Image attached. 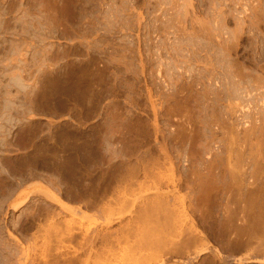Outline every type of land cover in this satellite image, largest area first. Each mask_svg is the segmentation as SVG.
<instances>
[{
  "label": "rangeland",
  "instance_id": "374dc122",
  "mask_svg": "<svg viewBox=\"0 0 264 264\" xmlns=\"http://www.w3.org/2000/svg\"><path fill=\"white\" fill-rule=\"evenodd\" d=\"M187 2L0 0V264H264V0Z\"/></svg>",
  "mask_w": 264,
  "mask_h": 264
},
{
  "label": "bare ground",
  "instance_id": "6f19581e",
  "mask_svg": "<svg viewBox=\"0 0 264 264\" xmlns=\"http://www.w3.org/2000/svg\"><path fill=\"white\" fill-rule=\"evenodd\" d=\"M161 1V0H160ZM175 1V0H174ZM188 2L187 3H189V1L190 0H187ZM239 1V0H238ZM155 2H156V0H155ZM184 2V1H183ZM128 3V2H127ZM135 3V2H134ZM130 4V3H129ZM191 3H189V5H190ZM188 5V6H189ZM177 6V5H176ZM186 6V5H185ZM191 6V5H190ZM213 10V9H212ZM184 14V13H183ZM110 16V15H109ZM110 19V18H109ZM183 27V26H182ZM209 33V32H208ZM225 45V44H224ZM212 47V46H211ZM225 47V46H224ZM223 48V47H222ZM226 48L228 49V47L226 46ZM225 48V49H226ZM224 49V50H225ZM226 49V50H227ZM175 50V49H174ZM197 50V49H196ZM212 50V49H211ZM220 50H223V49H221L220 48ZM220 52V51H219ZM207 57H209V56H207ZM215 58V57H214ZM200 61V60H199ZM197 63V62H196ZM219 63V62H218ZM220 65V64H219ZM190 66V65H189ZM228 66V65H227ZM214 68V67H213ZM216 70V69H215ZM221 70V69H220ZM212 71H214V70H212ZM228 71V70H227ZM224 74V73H223ZM222 74V75H223ZM212 75H213V73H212ZM226 76L228 75V74H225ZM229 77V76H228ZM207 79V78H206ZM233 80V79H232ZM237 82V81H236ZM191 83V82H190ZM193 85V84H192ZM234 85H236V84H234ZM238 85V84H237ZM241 85V84H240ZM231 86V85H230ZM239 87V86H238ZM234 88V87H233ZM239 89V88H238ZM236 91H237V88H236ZM241 91V90H240ZM214 95V94H213ZM227 95V94H226ZM229 95V94H228ZM218 97H219V95H218ZM216 98V97H215ZM222 98H224V96L222 97ZM233 98V97H232ZM198 102V101H197ZM230 102V101H229ZM197 104V103H196ZM231 106V105H230ZM211 109V108H210ZM221 116V115H220ZM158 128V127H157ZM181 140V139H180ZM211 141V140H210ZM184 142V141H183ZM178 144V143H177ZM162 149V148H161ZM170 149V148H169ZM163 152H165L164 151V149H163ZM167 153V152H166ZM165 153V154H166ZM164 154V155H165ZM220 156V155H219ZM222 156V155H221ZM167 158V157H166ZM225 159V158H224ZM169 160V159H168ZM239 172H241V171H239ZM241 174V173H240ZM250 174V173H249ZM236 175V174H235ZM243 176V175H242ZM232 177V176H231ZM231 179V178H230ZM121 193H119V195H120ZM52 200H54L53 201V204H54V202H55V204L60 208V210L62 209L64 212H69L68 214H70L71 216H72V213H73V211H74V209H76L75 207L72 209L71 207L70 208H68L66 205H64L63 204V202H61L59 199L57 200V199H52ZM108 202V201H107ZM113 203V200H110L108 203ZM106 204V205H103L102 207H100V209H99V213L101 212V213H103V212H105L107 209H108V207H109V205L110 204ZM81 208H79V207H77V214L78 213H80L82 210H80ZM80 211V212H79ZM58 213V212H57ZM82 213V212H81ZM84 213V212H83ZM86 213V212H85ZM58 215V214H57ZM75 215V214H74ZM60 215H58V217H59ZM57 217V216H56ZM57 217V218H58ZM51 218H53V216L51 217ZM73 218V217H72ZM53 222H55V221H53ZM72 222V221H71ZM51 223V222H50ZM56 223V222H55ZM60 223V222H59ZM69 223V222H68ZM67 223V224H68ZM63 224V223H62ZM66 224V225H67ZM65 224H63V226H64ZM70 225L71 224H69L68 226H67V228H65L66 230L65 231H62V230H59V229H57V228H59V227H57V224H56V226H55V224H53V225H47V227H49L47 230H46V232H47V234H45V237H46V240H48V238L49 239H54V242H56V244L57 245H60V246H62L61 247V250H62V252H61V250H58V251H60L61 252V254H59V255H61L62 257V260H63V263H65V264H72V260H71V256H70V258H69V256H68V252H69V249L71 248V245H70V243H72L73 241H74V239H75V234H76V230H74L73 229V227L71 226L70 227ZM62 226V227H63ZM44 230V229H43ZM37 238V237H36ZM86 238H84L83 239V241L84 242H86ZM18 242V241H17ZM16 242V243H17ZM50 242H53V240H50ZM60 249V248H59ZM63 250L64 251H67V252H65V254H63ZM239 262H241L240 260H239Z\"/></svg>",
  "mask_w": 264,
  "mask_h": 264
}]
</instances>
